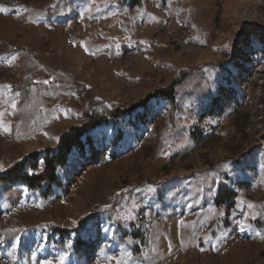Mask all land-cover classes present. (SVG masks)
I'll return each instance as SVG.
<instances>
[{
	"label": "rangeland",
	"instance_id": "374dc122",
	"mask_svg": "<svg viewBox=\"0 0 264 264\" xmlns=\"http://www.w3.org/2000/svg\"><path fill=\"white\" fill-rule=\"evenodd\" d=\"M0 8V172L81 126L80 92L132 109L50 197L0 185V264H264V0Z\"/></svg>",
	"mask_w": 264,
	"mask_h": 264
},
{
	"label": "trees",
	"instance_id": "16d2710c",
	"mask_svg": "<svg viewBox=\"0 0 264 264\" xmlns=\"http://www.w3.org/2000/svg\"><path fill=\"white\" fill-rule=\"evenodd\" d=\"M141 2L142 0H134L136 6H139ZM183 78L184 75H180L174 84L157 91L156 96L168 99L174 104L176 86ZM80 97L82 100H88V108L84 115L85 122L81 126L73 127L69 132L64 133L60 137L55 149H47L44 155L40 152H33L20 162L12 165L8 170L0 172V185L24 184L29 191H42L45 198L50 197L53 188L60 189L63 186L59 177V170L67 165L71 153L75 149H79L84 154L86 143L83 141V137L87 136L94 129L108 125L113 121L115 122L132 112V109L107 108L97 100L89 99L90 97L82 92H80ZM40 160L42 161V170L37 171L38 173L30 174L27 170H38V162ZM226 192L228 193H220L217 203H223L231 199L233 193ZM53 230L61 236L67 233L66 230L60 228H54Z\"/></svg>",
	"mask_w": 264,
	"mask_h": 264
},
{
	"label": "snow or ice",
	"instance_id": "6c2138e0",
	"mask_svg": "<svg viewBox=\"0 0 264 264\" xmlns=\"http://www.w3.org/2000/svg\"><path fill=\"white\" fill-rule=\"evenodd\" d=\"M0 11H6V10L3 9V8H0ZM12 59L15 60V57H13ZM9 63H11V62L9 61ZM12 107L15 108L16 105L13 104ZM137 191H140V190L137 189ZM149 191H155V189H153V188L150 187V188H149ZM248 207H249V208H252V207H254V206L250 204V205H248ZM220 214L223 215V213H220ZM181 223H183V222H181ZM65 259H66L65 257L61 256V257H60V264H64Z\"/></svg>",
	"mask_w": 264,
	"mask_h": 264
}]
</instances>
